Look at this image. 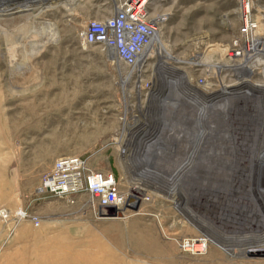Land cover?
Wrapping results in <instances>:
<instances>
[{
	"label": "rangeland",
	"instance_id": "374dc122",
	"mask_svg": "<svg viewBox=\"0 0 264 264\" xmlns=\"http://www.w3.org/2000/svg\"><path fill=\"white\" fill-rule=\"evenodd\" d=\"M27 2L1 0L0 8H7L9 14L0 17V25L14 31L26 23L28 16L40 11L35 8L31 13H10L9 10ZM253 2L255 13L264 16V0ZM109 6H112V0H82L73 9L65 8L62 2L48 8L43 6L47 12L36 21H45L53 27L30 44L29 52L8 51L0 34V208H8L12 215L23 209L40 221V226L36 227L30 220L19 225L14 222L6 225L0 220V264H264V254L229 255L211 243L194 223L201 222L218 235L238 242L255 238L264 231V212L259 207L264 204V180L260 186V204H256L251 188L246 190L250 187L248 183L246 189L242 183L241 189L238 187L234 192L233 188L224 197L221 181L213 174L208 175L216 168L223 170L224 163L232 160L227 147L230 138H223L221 144L216 139L209 140L203 154L196 156V171L188 175V183L184 181L196 188L189 191L181 186L185 198L181 194L166 196L165 188H154L139 175L143 167L158 166L163 172L175 170L178 165L173 166L171 161L177 157L186 161L185 146L200 149L201 137L196 142L190 139L187 140L189 144H184L181 131L175 133L174 140L169 136L163 138L164 141L160 139L158 130L164 121L161 102L172 101L166 103L167 106L178 111V100L183 102L184 99L178 92L177 96L175 93L166 99L164 95L156 97L158 112L153 111V116H156L159 128L155 129L153 138L159 136L158 140L148 149L144 143L139 145L140 135L154 127L152 123L147 126L148 113L139 112V106L143 109L150 106L151 110L153 101L149 103L146 92L140 95L136 91L134 81L129 85L122 84L120 66L102 47H85L80 39L88 21L102 19L103 10ZM153 13L170 15L161 29V38L176 61H165L178 68L174 69L185 72L193 83L202 70L195 71L193 65L185 64L193 63L191 61L198 57L204 59L205 64L234 65L222 51L236 38L241 25L236 2L156 0ZM17 43L18 37L13 34L7 46ZM157 63V60L151 62L145 78L152 76ZM250 65H253V71L247 77L229 69H223L218 77L213 70V92L220 93L222 84L232 91L220 94L217 106H209L206 124L199 130L229 133L236 122L252 123L251 119L260 118V113L254 109L259 103L244 93L233 95L236 89L247 92L246 80L264 86V62L250 61ZM207 68L202 66L204 71ZM247 93L256 96L254 92ZM230 99L238 103L234 105L236 111L226 108ZM199 104L192 106L199 109L202 107ZM260 112L264 115V107H260ZM180 113L169 117L175 120ZM132 126L133 129H128ZM181 128L185 132L190 126ZM232 135L238 138L239 132ZM239 138L237 143L241 141ZM124 147H127L125 153L122 152ZM156 151L164 152L165 156ZM66 156L81 157L92 170L115 174L121 188L132 195L140 197L133 192L134 184L144 188V196L149 200L141 201L138 210H126L121 218H99L88 206L86 196L74 197V204L39 196L37 190L43 176L56 160ZM123 162L129 165L124 166ZM203 166H207L208 172L200 171ZM161 181L157 183L164 185ZM201 184L216 189L211 194L201 193L198 191ZM214 237L225 243L220 237ZM187 239H193L195 243L206 240L203 252L184 249L182 244Z\"/></svg>",
	"mask_w": 264,
	"mask_h": 264
},
{
	"label": "bare ground",
	"instance_id": "6f19581e",
	"mask_svg": "<svg viewBox=\"0 0 264 264\" xmlns=\"http://www.w3.org/2000/svg\"><path fill=\"white\" fill-rule=\"evenodd\" d=\"M56 2H57V4L62 2V4H64L65 8L73 9L75 6L79 5L82 2V0H37V1L36 0H34V1L28 0L27 3H24L19 8L14 9V10H9L10 13L12 11H14L15 14H18V13H25V12L31 13L33 11V9H35V8L40 9V11L38 13L28 16L26 19V23L19 25L14 31H9L4 26L0 25V34H2L3 38L5 39L4 47H6L8 49V51L14 49V50H17V52L20 50L29 52L30 44L33 42L34 43L37 42L40 34L46 32V30L49 27L50 28L53 27V25L48 24L45 21L41 22V23L37 22L36 19L39 17H42L44 15V13L47 12V8L53 6L54 4H56ZM43 6H46L47 8L43 7ZM6 9L7 8H0V17H4L7 14H9ZM14 12H12V13H14ZM13 34H16V37H18V43L14 46H7L8 40L10 39L11 36H13ZM155 46H156V51H157L156 54L159 58V64L157 65V68H156V84H155V89H154V92H153V95L151 98V102L153 101L154 107H153V109L151 108V110L149 109L150 106L147 107L146 109H142V108L140 109L141 113H145V112L148 113V117L146 119L147 126L150 127L149 123H152L155 128L153 127L152 130H146L140 135V137L138 138L139 145L141 143H144V144H146V147L148 149L151 147L150 144H153V143L156 144V141L158 140L159 136L154 137L155 139L153 138V136L156 135L155 129L158 130L157 128H159L157 125L158 120H157L156 116L155 117L153 116V111L158 112L157 111L158 106L157 105L155 106L156 97H158L160 95L161 96L164 95L165 99H166L167 96L173 97L175 95V93L177 96L178 92H181L184 95V99H185L184 100L182 98L184 103L182 101L180 102V100H178L179 101V103L177 104L178 108L176 109L178 111L175 110L176 112H174V111H172L171 107L167 106L168 104H166V103H173L172 101L167 102V99H166V101H164V104H163V102H161L162 103L161 104L162 105V112L164 113L165 118L163 117V115H161L164 121L161 122L162 127L158 130V135L161 136L160 139L162 138L163 141H164L163 138L167 139L168 136L174 140V138L176 137L175 133H179L182 131V133H183L182 140L185 142L184 144H186V143L189 144V141L187 142V140H190V139H194V141L196 142V140L199 136L201 137V142L199 143L200 149H198V150H195L196 147L190 148L189 147L190 145L185 146V149L187 150V151L185 150L186 151L185 154H187V160L186 161H181V160H179L178 157L176 160L174 159L171 161L173 163L172 164L173 166H175L176 163L178 165V167L176 166L177 168L175 170H169V171L167 170L166 172L159 171L160 167H158L156 165L157 168L152 167V169H146L145 167H143L144 169L143 168L141 169V171L139 172L140 173L139 175H141L143 178L147 179L149 181V183L151 184V186L152 185L154 186V188L155 187L156 188L157 187L165 188L166 189V194H165L166 196L177 197V196H180L179 194H181L185 198V196H184L185 194L182 191L183 189H181V186H183L184 189H188L189 191H193L195 186L193 187L192 183H190L189 185H187L186 183H188L187 182L188 181L187 178L189 177L188 175L189 174L192 175V173H194L196 171L195 168H196V165L198 164V163H196V156L203 154L202 150H204V148H206V146L208 145L207 142H209V140L211 141L213 139H216L218 142H220L219 144H221L223 142V140H222L223 138H227V139L230 138V140H228V143H230V144L229 145L227 144L228 145L227 147L230 149V152L232 153L231 154L232 158L230 157V159H232V160L231 161L225 160L227 162L224 163V165L226 167L223 170H221L220 168L219 169L216 168V169H214V171L208 173V175L213 174L215 178H217L218 180L221 181L220 184H222L224 187V189H222L223 193H224V194L223 193L222 194L224 195V197L228 196L229 192L233 191L232 190L233 188H234V192L236 190H238V187L242 186V183H243V188L245 187V189L249 184L250 187H248L246 190L251 188L253 198L254 199L256 198V200H257V201L255 200L256 204H260L258 201V198H259V193H260L261 182H262V180H264V161H262V159H264V118H261V116L264 117V115H262V112H260V107L261 106L264 107V86L252 84V83L248 82V80H246L245 84L247 87V92L248 91H250L251 93L254 92V93H256V96L254 94L252 95V94L244 92V91L243 92L237 91L236 88H235L236 90L233 94V95H241L242 93H244L243 94L244 96L248 95L253 100H255L254 102L259 103L255 106L253 103V106H254L255 111L260 113L259 114L260 118L251 119L250 122H252V123H247V122L245 123V120H241V122L239 121L238 123L236 122L235 125L231 128V130H229V133H225V132L223 133V132H220V130L217 131L218 134L215 133L214 131L212 132V131H208L206 129H205V131L204 130L201 131V130H199V127H203V125L206 124V120H207L206 116H207V113H209L208 111L210 108L209 106L210 105L217 106L216 105L217 103H209V104L202 103V104H199V105H202V107L200 106V107H198L199 109H196V107L192 106V104L193 103L198 104V103L193 102V100H192L193 98L190 99L191 97L186 98V95H189L190 93L193 92L192 95H194V96L197 95V96L203 97L204 99H207V100L211 99L209 101L214 102V101L220 100L218 98V96L220 94H223V95L225 93L227 94L230 91H232V89L222 84V88H221L220 93L217 92L214 94L207 95V94L199 91L197 88L193 87L192 85H190L188 83L185 72L178 71L177 67L167 64V62L165 60L173 59L176 61V58H173V56L169 54L168 50L166 49V46L162 42L161 35H159V37L157 38ZM33 50H35V49H33ZM254 57H255V55L252 51V52H249L247 54L245 64L234 65V66H228V65H224V64L223 65H221V64L214 65L213 64L212 66H214V68L216 69L218 76H221L223 69H229V70L236 72L237 74L249 76L253 71V69L251 68V66H253V65H250V61ZM194 63H196L198 65H202L203 63L205 64V60L202 58H198L196 60V62L194 61ZM166 66L170 67V69H168V67H166ZM174 68H177V69H174ZM182 89L186 90V91L183 92ZM162 99H163V97H162ZM227 101H229L228 102L229 104H225L226 108H228L231 111H236V109L234 110V105H238V103L231 101V99L227 100ZM232 102H233V104H232ZM222 103H223V101H222ZM224 103H225V100H224ZM161 105H159V106H161ZM183 109H185L186 111ZM179 112H181V113H180V115H177L178 117H176L175 120L171 119L172 117H169V116H171L170 114H173V113L177 114ZM184 112H186V113L183 114ZM185 124L189 125L190 129L187 130V128H186V131L184 132L183 130H181L182 129L181 127L186 126ZM246 125L248 127V128L246 127L247 129L245 128ZM133 128L134 127L132 126L131 128H128V129L131 130ZM164 128H167L169 130H164ZM184 129H185V127H184ZM236 131L239 132L240 138H239V136H238V138L241 141L243 140V143H241V141H240V143L236 142V140L238 139L237 136L235 138V136L232 135ZM167 132H168V135H166ZM246 133H249V134L246 135ZM242 137L244 139H242ZM149 139H152V140H149ZM125 150H127V147H124L122 152L125 153ZM247 151H248V154H247ZM157 152L158 151H156V153ZM174 152L177 153L178 151L177 152L174 151ZM209 152L207 151L208 154H209ZM137 153L140 154V151H138ZM158 153H159V155L163 154L162 156H165L164 152H158ZM143 154H144V152H142L140 155H143ZM218 154H219V152H218ZM125 156H127V154H125ZM144 156H146V154H144ZM247 156H248V158H247ZM244 158H245V160H244ZM246 158L248 161L246 160ZM144 159L142 158L141 160H144ZM141 162L142 161H139L138 164L142 165ZM123 165L127 166L129 164H127V162H123ZM140 165H138V166H140ZM217 165H219V164H217ZM132 167H133V165H132ZM171 168H173V167H171ZM202 168L203 169L200 170L201 172H205V171L208 172L207 171L208 169L205 170L207 168V166H203ZM201 179H202V176H201ZM158 180L164 181L165 184L161 185L162 183H160V184L157 183ZM184 181H186V183H184ZM199 186H200V190H198V191L201 193L202 192L203 193L209 192V194H211V192H213V190L215 188V187L212 188L213 187L212 186L209 189V188H206V186L202 185V184ZM132 187H133V192L144 196V193L146 192V190L144 188H141L140 186H137L135 184ZM241 188L239 187V189H241ZM194 191H195V189H194ZM220 192H221V189H220ZM217 194H219V193H217ZM131 197L135 199L136 195H132ZM207 197L209 198V196H207ZM224 197H223V199H224ZM202 200H203V198H202ZM223 201H225V199ZM260 205L262 206V207L259 206L260 209H262L263 210L262 212H264V204L263 205L260 204ZM230 211L232 213L234 212L232 206L230 207ZM261 216H263V215H261ZM194 223L200 227V229L202 230L203 233L206 234V238L209 239L211 241V243H213L214 245H217L218 247H220L222 250H224L225 252H227L231 256L248 255V254H253V255L264 254V231L261 233V235H258L255 238H247V239L239 240V242H238V241H232L228 237H223L220 234L218 235V233H215V231H213L211 228H209L207 225H204L201 222L194 221ZM195 224H194V226H196ZM262 228L264 229V225L262 226ZM215 235L217 237H220L221 239H223L225 241V243L223 244L219 240H217L216 237H214ZM195 242L196 241L194 240V245L189 247L187 250L193 251L195 253L203 252L202 249L205 248L207 241L206 240L198 241L201 243H195ZM236 251H237V253H235Z\"/></svg>",
	"mask_w": 264,
	"mask_h": 264
},
{
	"label": "built area",
	"instance_id": "2783aa9c",
	"mask_svg": "<svg viewBox=\"0 0 264 264\" xmlns=\"http://www.w3.org/2000/svg\"><path fill=\"white\" fill-rule=\"evenodd\" d=\"M232 1L238 5L241 25L236 38L223 49L224 56L234 65H242L246 62L247 54L253 51L255 57L251 63L257 60L264 62V16L255 13L253 0ZM155 3L156 0H112V6L103 10L102 19L88 21L80 35L85 47H102L120 66L122 84L129 85L134 81L136 91L140 95L146 92L149 103L155 89L156 68L159 64L155 43L161 35L162 27L170 19L169 14L153 13ZM153 60L158 61L154 72L151 77L145 78ZM169 62L167 64L172 65ZM185 65H193L195 71L202 70L194 83L186 74L188 83L207 95L214 94V84L211 82L213 70L218 75L213 64L198 65L193 61ZM202 66L210 69L204 71ZM192 93L186 95V98H193V102L216 103ZM37 194L67 200L72 204L75 203L74 197L86 196L88 206L94 209L99 218L110 208L122 212L124 216L127 204L135 206L138 199L149 200L148 196L142 195L132 198L130 191L121 188L115 174L92 170L85 159L78 156L56 160L50 171L43 176ZM0 220L6 225L11 222L19 225L30 220L36 227L40 226L39 219L31 217L23 209L12 215L8 208L1 207ZM193 245L194 240L187 239L183 241L182 247L187 250Z\"/></svg>",
	"mask_w": 264,
	"mask_h": 264
},
{
	"label": "water",
	"instance_id": "95a60500",
	"mask_svg": "<svg viewBox=\"0 0 264 264\" xmlns=\"http://www.w3.org/2000/svg\"><path fill=\"white\" fill-rule=\"evenodd\" d=\"M141 204V200L138 199L137 203L135 206H132L130 204H127L125 210L131 209V210H138L139 206ZM121 218L123 217V213L122 212H117L116 209L110 208L106 211L105 214L102 215V218Z\"/></svg>",
	"mask_w": 264,
	"mask_h": 264
}]
</instances>
